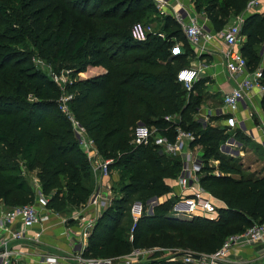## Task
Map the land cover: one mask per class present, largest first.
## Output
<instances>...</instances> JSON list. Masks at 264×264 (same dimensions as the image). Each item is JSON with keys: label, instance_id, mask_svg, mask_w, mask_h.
<instances>
[{"label": "trees", "instance_id": "1", "mask_svg": "<svg viewBox=\"0 0 264 264\" xmlns=\"http://www.w3.org/2000/svg\"><path fill=\"white\" fill-rule=\"evenodd\" d=\"M36 1L43 0H0V209L33 199L20 161L28 171H37L46 194L53 193L50 207L57 212L80 208L93 191L92 165L58 106L62 91L32 62L30 40L42 58L69 57L75 64L69 66L74 75L91 66L106 70L67 87L74 94L72 111L103 157L115 158L112 166L119 169L123 181L122 196L97 220L86 256L127 255L150 238L213 254L232 230L242 233L255 222H264V173H245L234 156L221 150L228 139L226 128L196 120L205 82L197 81L189 91L178 80V72L190 67L197 56L179 22L166 15L160 30L147 33L141 41L132 29L162 14L155 0H53L46 8L51 10L48 15ZM249 1L196 0L195 7L220 31ZM242 35L246 40L240 50L248 67L260 63L257 48L264 44V15H248ZM177 43L182 44L181 53L173 51ZM260 103L264 110V94ZM168 115H180L182 127L196 136L192 146L203 149L201 185L226 204L217 217L171 213L176 203L171 197L147 214L148 200L172 192L168 181L179 176L183 162L179 156L161 154L154 144L136 145L134 131L139 123L166 128ZM211 160L219 161L218 166L210 165ZM216 169L222 175H215ZM132 198L142 203L143 215L130 238L123 219L131 213L127 203ZM134 264L187 263L155 257Z\"/></svg>", "mask_w": 264, "mask_h": 264}, {"label": "built area", "instance_id": "2", "mask_svg": "<svg viewBox=\"0 0 264 264\" xmlns=\"http://www.w3.org/2000/svg\"><path fill=\"white\" fill-rule=\"evenodd\" d=\"M155 1L160 9H164L168 3V0ZM260 2L261 0H251L247 9L243 13L238 14L234 24L221 32V37L227 46L225 50L226 67L230 76L237 79V83L231 90L224 93V110L209 112L203 118L197 116L204 123H208L211 115L217 116L226 113L228 117L230 115L236 116L241 104L248 102L253 97V92L257 91L262 96L264 94V85L262 83L264 67L250 71L248 61L240 50V41L243 37L242 30L246 18L249 13H253L250 12L251 9L258 6ZM178 20L187 40L196 50H203L205 43L212 41L215 37V34L207 31L205 25L197 19L186 21L181 17ZM146 37L147 34L135 35V38L141 41L146 40ZM173 51L174 53H181V43H177ZM73 72V69L67 68L61 72L51 74V79L62 91L57 101L58 106L71 122L73 131L80 141L83 151L87 154L91 163L95 165V167L93 165L94 170L99 175L101 174L100 178H103L105 175H108L110 166L115 163V158H102L94 139L89 136L86 127L81 124L70 107L74 94L65 91V88L73 84L74 80L71 77ZM202 72L203 69L200 66L185 67L178 72V80L190 91L200 79ZM239 76H241V79ZM165 120L169 123V126L161 129L156 126L139 123L134 131L133 143L140 146L154 144L159 148L161 154L179 156L183 165L177 178L178 191L174 192V196L177 198L173 210L176 213L184 215L209 216L210 212L218 211L219 208L216 204V200L218 199L201 185L200 178L203 175L205 162L197 152L200 146H192L196 136L193 132L182 127L180 115H168L165 117ZM234 142L229 139L222 146L221 150L224 153L231 152L230 154H232ZM262 142L264 145V140ZM209 163L216 167L219 161L211 160ZM22 170L24 175L29 173L31 178H33L31 185L35 192V198L32 203L19 205L11 209H0V233H4V236H0V264H19L17 259L19 251L9 246L12 239L17 241L23 240L26 238L30 228L37 225L44 227V224H48L52 219L60 216L59 212L50 207L51 196L44 192L40 178L36 175L32 177L31 174L34 172L28 171L25 167H22ZM214 174L218 176L222 175L218 169L215 170ZM99 183L102 185L101 181ZM111 201L105 194L100 193L89 202L95 206V213L91 218L81 222L80 229H78L81 247L74 256L77 264H117L114 263L115 260L113 258H96L86 256L85 254L88 240L97 220L111 206ZM131 213L134 220V226L131 231L133 232L136 222L143 215L142 203H135L131 209ZM18 220L22 225L15 227V222ZM5 233L7 234L5 235ZM65 234L68 237L71 235L69 227L66 228ZM261 245L264 247V222H255L246 231L231 236L217 252L213 254H201L203 256L202 259H196L194 254L198 253L190 251L183 252L182 256L175 254L169 260L176 261L181 259L187 264H227L228 260L226 257L234 246L253 248ZM147 253L148 251H143L141 248H135L130 254L120 256L119 260L121 264H132L144 259V255Z\"/></svg>", "mask_w": 264, "mask_h": 264}, {"label": "crops", "instance_id": "3", "mask_svg": "<svg viewBox=\"0 0 264 264\" xmlns=\"http://www.w3.org/2000/svg\"><path fill=\"white\" fill-rule=\"evenodd\" d=\"M176 1H179L184 5L188 2L187 0ZM188 3V9L181 8L183 19L186 21L197 19L199 22L205 25L207 31L215 34V37L212 39V41H208L207 43H205V47L203 50L194 49L197 56L191 62V66H200L203 69L199 80H203V82H205L203 85L204 98L199 111L200 113H198V115L201 114L200 116L201 118H203L209 112H218L224 110V93L231 90L232 87L236 85L237 79L230 76L226 67L225 50L227 46L223 38L221 37V32L226 30L228 27L226 26L220 31H215L212 22L207 19L206 21H203L201 18H196L193 5L190 3V1ZM250 12L264 14V0H261L259 5L253 7ZM253 13H249L248 15ZM242 38H245L246 40L245 36H243ZM240 42L241 46L242 39ZM100 68L102 70H99ZM94 69H97L96 71L101 72L89 74V77L87 78L98 76L106 72L105 70H103V67H93L92 71ZM240 77L241 76H239V78ZM252 95L253 97L248 101L251 106L250 109H252V112L260 111V102L262 95L258 94L257 91L253 92ZM245 110L246 108H244V105L241 104L239 111L236 113V116H242L243 113H246ZM227 117L228 115L226 113L217 116L211 115L209 118V123L212 126L216 127L219 123L226 120ZM259 138L261 140L259 142L263 145V133L259 136ZM200 150H202V147H199L197 149V152L200 153ZM177 178L168 181L171 186L175 185V191L171 192L169 195L163 197L162 199H165L167 197H176L174 196V192H176V190L178 191ZM102 179L104 183H107L109 180L112 181V178L109 177L99 178V181H102ZM172 182H174V184H172ZM216 204L218 205V208L226 206L224 201L219 199L216 200ZM2 206L3 205L0 204V207ZM150 211L151 213H153V208H150ZM66 213L68 215L67 217H62V215L60 214L59 217H55L48 224H44V227L37 225L33 228H30L25 239L19 241L12 239L10 241L9 246L12 248H16L19 251L17 257L19 264H77L74 256L81 247L78 229H80L81 222L94 216L95 206L87 203L82 205L80 208L68 210ZM175 214L179 216L184 215L176 212ZM217 216L218 211L216 210L214 217ZM21 225L22 223L18 220L17 222H15L14 226L19 227ZM68 227L70 228L71 234L69 235V237L65 234L66 228ZM6 234L7 233H5V235ZM0 236H4V233H0ZM263 254L264 247L262 245L253 248L234 246L226 257L228 260L227 264H253L259 261Z\"/></svg>", "mask_w": 264, "mask_h": 264}, {"label": "rangeland", "instance_id": "4", "mask_svg": "<svg viewBox=\"0 0 264 264\" xmlns=\"http://www.w3.org/2000/svg\"><path fill=\"white\" fill-rule=\"evenodd\" d=\"M187 1L188 2L190 1V3L193 5L194 13L196 14L195 15L196 18H201L203 21L204 20L206 21V19L209 20V18L207 17L206 14L196 10V7H195V1L196 0H187ZM250 1H249V3H250ZM36 2H37V7L44 8V11H45L44 14L48 15L51 12V10L46 11V8H49L55 1L43 0L41 3L39 1H36ZM188 2L184 5V4L180 3L179 1L170 0V1H168L167 5L164 9H160L157 7L158 10L160 11V13H162V14H160V15L154 14L150 18L151 21H148V22L143 21V22H140V23H137L136 25H134V27L132 29L133 35L134 36L135 35H137V36L144 35L150 31L158 32L163 25V18L166 15L172 16L177 22H179L178 19L181 17L183 18L181 8L188 9V7H189ZM249 3L247 5V7L249 6ZM57 16H58V21H59L60 12L57 13ZM237 16L238 15L234 16L230 20V23L228 24L227 27L234 24ZM43 22L45 24L44 28L46 29V17L44 18ZM57 22L55 25H57ZM244 41H245V38L244 39L242 38V43ZM28 45H29V49H31V52H32V62L34 63V65L38 69H40L42 72H44L49 78H51L52 73L61 72L62 70L69 68V66L75 65L74 62L71 61L69 57L54 58L55 55L52 54L49 58H42L39 56V52L36 49V46L32 41L29 40ZM257 51L261 57L260 63H258L256 65L249 63L248 68L250 71H254L260 67H264V44H263V46H259L257 48ZM181 52H182V44H181ZM92 68H93L92 66L88 67L85 72L79 73L77 75H74V73H72L71 77H72V80H74L73 84L75 82L82 80V79H87V77H89V74L101 72V71H96L97 69H94L92 71ZM99 70H102V69L100 68ZM103 70H105V69H103ZM73 84H70V85H73ZM70 85H68L66 87H69ZM65 91L68 92L69 91L68 88H65ZM74 92L77 93L75 90H74ZM69 93H70V91H69ZM243 105H244V108H246V110H245L246 113H243L242 116H239V117L230 115L226 120L219 123L217 127L227 129L226 134L228 136V139H226V142H228L229 139H231V141H235L233 146H232V148H233L232 154H230L231 152H227L226 154L234 156L237 164H241L245 173L250 174V173L254 172V173L261 175L264 173V146L259 142V141H261L259 136L262 135L263 128H264L263 127L264 110L260 106L261 107L260 111L252 112V109H250L251 106L248 102H244ZM200 115L201 114H199L197 116H200ZM247 119H248V121H247ZM196 120L201 121L203 123V125H206V126L210 124L209 121H208V123H204L200 118H197V117H196ZM81 124H83V123L81 122ZM257 131H258V133H257ZM202 155H203V149L200 150V153H199L200 158L203 159ZM102 158L106 159L105 157H103V155H102ZM88 159H89V157H88ZM89 161H90V159H89ZM90 163H91V161H90ZM91 165H92L93 174H94L93 175L94 181H92V185H91L93 191H92V195L90 196V198L86 202V204L89 203L90 201H92V199L95 196L99 195L100 193L105 194V196L107 198H109L110 201L112 199L111 204L114 203L115 199H119L122 196L120 189H121V185H123V181L121 182V173H120L119 169L115 165L112 166L113 165L112 164L111 165L112 167L110 166V168H109L108 175L104 176V177L112 178V181L109 180L107 183H104V181L102 179L101 183H103V184L101 185L99 183V178H100L101 174L99 175V173L96 170H94V167H95L94 164L91 163ZM93 165H94V167H93ZM20 166H21V169H22V167L26 168V166L23 164V161H20ZM22 174H23V170H22ZM31 175H32V177H33V175L37 176L38 173H37V171H35ZM177 175H179V174H177ZM24 176H26L28 178L30 183H31V181H33V178H31L29 173L25 174ZM177 177H175V178H177ZM175 178L170 179V180H174ZM172 184H174V182H172ZM171 187H172V192L175 191V188H174L175 185H173ZM32 189H33V187H32ZM54 191L55 190L53 189L52 192H54ZM32 194H33V199L27 203H24V204L32 203L34 201V198H35L34 190H32ZM52 194H49V195L51 196ZM174 198H176V197H174ZM135 203H140V201L137 200L136 198H132L131 201L127 203V208H131V206L133 207V205ZM159 203H162V198L157 199V198L153 197L152 199L148 200V202H147V214L151 215L152 213L150 211V208H153L155 205H157ZM173 209L174 208H172L171 213H175V211ZM66 212L65 213L59 212V215L61 214L62 217H67L68 215ZM214 214H215V212H210L209 216L214 217ZM123 221L125 223L124 226L126 228H129V230H130V232L128 234H130V238H131L132 237L131 231H132V228L134 226V221H133V216L131 215L130 211L127 212V217H125L123 219ZM237 234H240V231H238L237 229L232 230L231 233L227 236L226 241L231 236H235ZM162 240H158L157 238H150L149 240L144 242V244L141 246V249L143 251H148V253L146 255H144V260H149V259H152L155 257L167 258L169 260L171 258V256H174L175 254L182 255L183 252H190L191 251V250L184 249L181 247H176L174 244H170L168 241L164 242ZM198 254H203V253H198ZM257 254H258V252H257ZM119 257L120 256H113V257H109V258H113L116 261V262L114 261V263L121 264ZM96 258H100V257H96ZM132 264H134V263H132ZM253 264H264V254L261 256L259 261L255 262Z\"/></svg>", "mask_w": 264, "mask_h": 264}, {"label": "water", "instance_id": "5", "mask_svg": "<svg viewBox=\"0 0 264 264\" xmlns=\"http://www.w3.org/2000/svg\"><path fill=\"white\" fill-rule=\"evenodd\" d=\"M194 256L196 259H202V257H203L201 254H194Z\"/></svg>", "mask_w": 264, "mask_h": 264}]
</instances>
